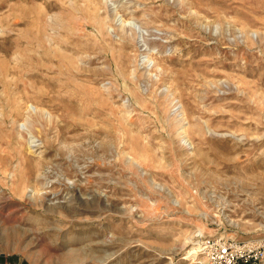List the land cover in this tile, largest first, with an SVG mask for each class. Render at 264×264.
<instances>
[{
	"label": "rangeland",
	"instance_id": "1",
	"mask_svg": "<svg viewBox=\"0 0 264 264\" xmlns=\"http://www.w3.org/2000/svg\"><path fill=\"white\" fill-rule=\"evenodd\" d=\"M205 238L264 245V0H0V264Z\"/></svg>",
	"mask_w": 264,
	"mask_h": 264
},
{
	"label": "built area",
	"instance_id": "2",
	"mask_svg": "<svg viewBox=\"0 0 264 264\" xmlns=\"http://www.w3.org/2000/svg\"><path fill=\"white\" fill-rule=\"evenodd\" d=\"M210 264H259L264 262V245L252 248L205 238L199 245ZM205 252V253H204Z\"/></svg>",
	"mask_w": 264,
	"mask_h": 264
},
{
	"label": "bare ground",
	"instance_id": "3",
	"mask_svg": "<svg viewBox=\"0 0 264 264\" xmlns=\"http://www.w3.org/2000/svg\"><path fill=\"white\" fill-rule=\"evenodd\" d=\"M202 252V250H199V249H193V254H198V253H201Z\"/></svg>",
	"mask_w": 264,
	"mask_h": 264
}]
</instances>
